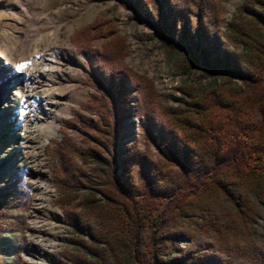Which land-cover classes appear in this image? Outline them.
Returning <instances> with one entry per match:
<instances>
[{"label": "rangeland", "instance_id": "rangeland-1", "mask_svg": "<svg viewBox=\"0 0 264 264\" xmlns=\"http://www.w3.org/2000/svg\"><path fill=\"white\" fill-rule=\"evenodd\" d=\"M136 2L0 0V264H74L79 242H91L75 218L99 229L87 200L104 205L98 202L103 199L99 190L120 198L103 184L111 173L120 174L129 152L160 159L159 132L146 131L140 88L128 78L122 82L103 73L101 55L112 29L129 45L128 67L153 82L160 111L184 106L188 93L235 95L248 89L243 78L214 74L194 64L184 49L166 45L160 35L165 20L173 22L169 10L142 1L140 17ZM242 3L222 1L223 40ZM157 13L164 21H156ZM93 25V48L86 53L74 38ZM51 56L53 68L47 61ZM62 151L79 183L64 171ZM83 153L99 154L108 163L93 157L86 162ZM96 175L103 176L101 186L92 181ZM64 188L70 196L62 195ZM261 210L255 228L264 239V206ZM151 230L147 226L145 234ZM182 242L184 247L188 241Z\"/></svg>", "mask_w": 264, "mask_h": 264}, {"label": "trees", "instance_id": "trees-1", "mask_svg": "<svg viewBox=\"0 0 264 264\" xmlns=\"http://www.w3.org/2000/svg\"><path fill=\"white\" fill-rule=\"evenodd\" d=\"M142 1L160 4L173 17L160 35L166 45L184 49L194 64L214 74L243 78L248 89L235 95L188 93L184 106L160 111L153 82L128 67L129 45L112 29L101 55L103 73L140 88L146 131L159 132L160 159L129 152L120 174L111 173L103 184L120 198L99 190L104 205L87 200L99 229L75 218L91 242H79L74 264H264V239L255 228L264 206V0H243L225 40L223 0H140L134 5L140 17ZM162 17L155 15L156 21ZM96 26L74 38L86 53ZM62 155L63 170L79 176L71 158ZM82 155L86 162L93 157L108 163L99 154ZM95 177L101 186L103 176ZM64 190V197L71 195Z\"/></svg>", "mask_w": 264, "mask_h": 264}, {"label": "bare ground", "instance_id": "bare-ground-1", "mask_svg": "<svg viewBox=\"0 0 264 264\" xmlns=\"http://www.w3.org/2000/svg\"><path fill=\"white\" fill-rule=\"evenodd\" d=\"M51 22V21H50ZM53 26V25H52ZM47 61H49L50 63L48 64L50 67H52L53 68V64L52 63H54L56 60H55V58H54V56H51V58L50 59H48ZM50 69V68H49ZM7 69H4L3 71H6ZM49 71H51V73H52V70L50 69ZM17 76V75H16ZM31 77H32V74L31 75H26V77L24 78V77H21L20 79L18 78L17 80H16V82H21L22 80H27V79H31ZM13 78L15 79L16 77L13 75ZM3 79V78H2ZM47 83H49V81L47 80Z\"/></svg>", "mask_w": 264, "mask_h": 264}]
</instances>
